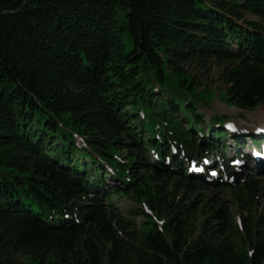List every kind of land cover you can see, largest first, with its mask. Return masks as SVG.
<instances>
[{
	"label": "trees",
	"instance_id": "trees-1",
	"mask_svg": "<svg viewBox=\"0 0 264 264\" xmlns=\"http://www.w3.org/2000/svg\"><path fill=\"white\" fill-rule=\"evenodd\" d=\"M210 62L264 106V0H0V264H264V174L233 171L244 138L185 67Z\"/></svg>",
	"mask_w": 264,
	"mask_h": 264
},
{
	"label": "rangeland",
	"instance_id": "rangeland-1",
	"mask_svg": "<svg viewBox=\"0 0 264 264\" xmlns=\"http://www.w3.org/2000/svg\"><path fill=\"white\" fill-rule=\"evenodd\" d=\"M246 20L254 22L259 21L256 17L253 16H246ZM185 67L196 78L198 84L200 85V91H203L205 88H207L208 91L212 93H207V102L201 103L202 106L199 109V112L204 116L205 122L209 123L211 117L218 115L220 117L228 118L225 124H235L238 130H240L241 135L246 136L255 134V132H264V106L258 108L253 112H248L240 108L228 106L221 98V94H223L227 89V85L223 77V73L225 71L224 66L219 65L215 62H210L209 64H206L204 66L198 64H190ZM203 130L206 134H209L206 126ZM243 142L245 143L244 147L246 149V146L249 145V143L246 139H244ZM226 146L228 148L227 156L229 158L234 157L235 153L233 149L235 148V144L233 143V141L230 140ZM248 163V169L251 171L249 173H245H247L248 175H253V173H251L254 170L252 163L255 164V162L248 161ZM248 169L246 171H248ZM106 183L110 185L115 184L113 181H110V179H107ZM214 195V192L207 189L200 190L199 195H197L201 199V201H203H200L202 205H206L204 211L205 214L208 215L210 212V208H214L216 199L226 201L227 206L231 208L232 202L234 201V197L231 193L222 192L217 196ZM115 205L121 213L122 217L125 219L132 218L131 212L134 209L138 210L135 203L130 199H122L121 201H116ZM253 211L255 212V216L258 218L264 215V198L258 199V204L254 207ZM230 212L234 215L235 221L242 230L244 227V218L245 216H247L246 213L243 215L238 211V209L232 208L230 209Z\"/></svg>",
	"mask_w": 264,
	"mask_h": 264
}]
</instances>
